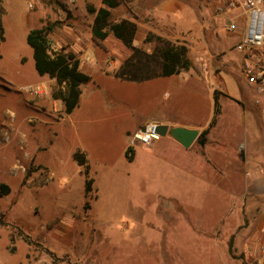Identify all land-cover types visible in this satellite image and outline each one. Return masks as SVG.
Listing matches in <instances>:
<instances>
[{
	"label": "rangeland",
	"instance_id": "1",
	"mask_svg": "<svg viewBox=\"0 0 264 264\" xmlns=\"http://www.w3.org/2000/svg\"><path fill=\"white\" fill-rule=\"evenodd\" d=\"M120 1L113 22L130 17L162 27L161 19L170 18L186 19L191 29L204 26L202 35L191 31L190 43L197 49L194 71L208 84L209 93L221 91V76L231 97L244 98L251 114L223 103L224 118L218 124L220 131L223 127L234 133V143L246 147L231 148L234 143L219 137L215 129L206 144L195 142L193 149L210 164L207 183L202 184L183 179L174 163L189 164L190 158L175 149L152 153L137 144L134 161H126L127 118L118 123L115 116L128 111L145 117L151 103L171 90V83L125 90L114 77L117 66L108 67L109 75L93 70L96 57L87 50L95 15L90 9L97 11L102 0H0V186H8L3 196L0 193V264H252L242 248L232 251L238 260L233 261L229 252L238 232L243 244L249 241V229L260 223L264 212V196L253 193L255 173L264 177V106L254 103L253 94H242V59L235 51L239 38L228 34L215 20L213 7L202 6L200 0H179L186 8L176 12L159 9L165 0ZM51 25L52 52L84 51L80 69L93 79L82 87V101L95 109L94 129H89L90 114L78 128L70 117L62 125L56 121L65 113L63 102L53 98L59 87L55 79L38 75L26 41L32 29ZM178 30L161 35L189 48ZM203 41L206 46L199 49ZM216 42L222 47L217 49ZM101 47L108 49L104 41ZM173 98L176 108L195 110L187 118L208 121L211 107L201 100L195 84ZM136 103L139 109L134 110ZM232 118H238L234 127ZM247 125L255 127V136ZM78 150L95 167L97 199L95 193L85 195V176L72 158ZM197 169L199 165L192 167L199 173ZM215 170L223 174L222 180ZM221 195L223 211L217 214L222 205L215 200Z\"/></svg>",
	"mask_w": 264,
	"mask_h": 264
},
{
	"label": "crops",
	"instance_id": "2",
	"mask_svg": "<svg viewBox=\"0 0 264 264\" xmlns=\"http://www.w3.org/2000/svg\"><path fill=\"white\" fill-rule=\"evenodd\" d=\"M101 7L102 6H100V8ZM185 8H186L185 3L179 0H165L164 3H162L159 7V9L164 12H167V11L176 12V11L183 10ZM95 16L96 14L94 15V20H95ZM94 20L92 21V24H91V38H92V26H93ZM121 20H127L131 23H134L137 27L135 34L133 36L132 45L131 46L125 45L123 41H121L120 39H117L113 34H110L107 37V39L104 41V43L108 46V49L102 48L97 43H95L93 39H91L87 46L88 47L87 50H89V48L92 49V52L94 53L96 57L97 68L93 70L98 72L97 74L101 73L102 75H109L110 72H109L108 67L117 66L114 71V77L115 79L119 81L122 88L123 89L125 88V90L128 87H131L134 85L154 86L157 83L164 82V81L170 82L172 86L170 91H166L164 93L162 99L151 103V105L146 110L145 117L136 116L135 112L132 114V113H129L128 111H123V112L121 111L120 115L115 116L118 120V123L120 122L121 119L127 118L125 121L127 122V124H126V129L124 131L125 132L124 134L128 142L124 145V148H123V152L125 153L124 159L126 161L128 160V158L126 157V151L129 148H131L134 154V158H133V161H134L135 155H136V149L135 147L129 146V139L136 131L141 129L145 124L149 122H156L160 126L166 125V126H169L170 128L183 127V128L198 130L200 131V136H201V133L209 128V125L214 116V107H215L214 106V92L216 90L214 92L209 93L208 84H206L204 80H202L200 76L194 71L195 62L193 61V53L196 52L197 49L193 47L190 43L191 31H194L196 36L198 34L202 35L204 31L203 30L204 26L200 25L198 28L191 29L188 26L186 27V24H187L186 19L179 20L178 22H175L171 20L170 18H166L165 20L161 19L160 23L163 24L162 27H158L156 25L153 26L149 22L138 20L136 18L124 17ZM210 22H212V20ZM182 26L184 27V32L182 31L183 30ZM175 27L179 29L177 31L179 36L181 37V35L183 34L182 36L185 39H187V41H189V44H188L189 48H188L187 54H188V58L192 62V67L189 71H182L181 73L172 75V76H164L163 71H162L163 59L161 56V51L163 50L164 45H163V42L158 40V38H162L163 40H166L165 37H163V35L161 34L176 33ZM203 42H204V45H201L200 43L199 49H203V47L206 46V42L205 41ZM215 46L217 49H219V47H222L220 42H216ZM83 52L84 51L83 50L81 51V49L80 51L77 50V51L71 52V53H74L77 56V58L80 60V68L82 65V58L84 55ZM107 62H108V66H106ZM225 63L226 62H224L223 65H225ZM84 68H88V67L84 65ZM89 70H92V69H89ZM92 79L93 77H91V82H92ZM222 80H223L222 77L219 76L218 87L221 88V91L219 90L217 91L221 92V95L219 97V103L221 106L222 113H221L220 118L221 119L224 118V111H223V105H222L223 103L226 104V106L228 107H237L239 110H241V112L244 113L245 110L247 109L244 105V98L238 100V99L231 97L229 95V92L226 86L222 83L223 82ZM190 83L195 84L198 87L200 98L204 102V104H206L207 108L209 109L211 107L209 119H207L208 121L206 123L205 122L201 123L200 121L197 122L196 120L192 118L186 117L189 114H191L190 116L194 115L195 110L192 111L193 110L192 109L191 110L192 113L191 112L187 113V112H184L185 108H181L179 106L176 108L175 106L176 104L173 98L174 93H178L180 91H187V85ZM244 83H245L244 85L245 90L242 91V94H245V96L246 94H253L254 93L253 88L249 87L246 84L245 80H244ZM82 87H81L82 94L80 97L79 105L77 107V108H79V106L80 108L82 107V109H80L79 117L76 118V120H74L75 119L74 115L76 113L75 111L77 109L76 108L72 114L67 115L66 113H64V115L61 118L56 120L59 125H62L63 122L69 121L71 119L73 122V126L75 128H78V125H80L81 123L84 124L86 122V117L84 116H88V114H90L92 116V119H91L92 122H90L89 124V129H92V128L94 129V127L97 126L96 123L98 119H96V117L93 118V113H95V109L94 108L92 109V107L88 106L89 102H86L84 104V102L82 101V97L86 95V92H83ZM134 108H135L134 110L139 109V104L137 105L136 103ZM200 108H201V104H200ZM196 112H197V108H196ZM250 114H251V111H250ZM232 119L234 121L233 122V127H234V125L238 124V118H232ZM219 120L214 127L210 128L209 133L211 130L215 129L216 134H218L219 137H221L222 139L226 141L230 140L232 142L230 143L233 144L235 142L232 139V136L234 133H231V132L229 133L227 129L223 127L220 131V128H219L220 126L218 124ZM98 125H101V124H98ZM241 125H245L243 121ZM247 126H248L247 129H249L248 133L253 134L254 132V136H255V133H256L255 127L253 126V128L251 129L249 125ZM193 145L190 148H184L182 145H180L178 142L173 140L171 137L165 136V137H161L158 141H155L149 147V149H151L152 153H154V150L158 149L159 151V149H164V148H167V149L170 148L172 150L175 149L177 150V152L185 153V156L190 158L189 164H187V161H184V164H178V165L174 163V166L178 168L179 170H181L182 174L184 175L183 179L187 180V177H188L189 180L190 178H193L196 181H200V183L198 184H202L203 181L207 183V179H208L207 166H209L210 164L207 163V161L205 162L203 161L204 154L198 155L197 152L193 149ZM240 145H242L243 147H246V143H241V144L234 143V145L231 148L234 149L235 147L237 148ZM255 148L257 147L255 146ZM78 151H81V150H78ZM84 154L86 155V153ZM73 155L74 154H72V158H73ZM157 156L159 155H156L155 157ZM161 158L165 161H168L167 157L165 156H161ZM88 162H89L90 169H91L90 175H91V178L93 179L91 193H95L96 195L95 199H97L98 196L95 191L96 186L94 188V185H95L94 176H96V173L94 172L95 167L92 166L89 160ZM36 165L38 164L36 163ZM197 165H199L201 168V169H197V172L199 173H195V170H192V167L193 166L196 167ZM205 170H206V173L203 175V171ZM215 171L217 173V179L222 180L223 174L219 172V170L218 171L215 170ZM263 171H264V168H263ZM93 172L95 173V175H93ZM82 173H83V169H82ZM5 181L8 182V180L6 179ZM263 184H264V177H261V175L259 176L257 173H255V177L253 180L254 195H257L259 197L264 196V187H262ZM222 194L224 195V193ZM85 195H86V189H85ZM171 200L172 202L174 201V202L179 203L174 198H171ZM215 202L222 205L220 212L217 213V214H221L223 211V206H224L223 196L221 195V198H219V201L215 200ZM92 207L93 206H91V209ZM212 209L214 210V208ZM257 210L261 212V209L257 208ZM262 213H263L262 215L263 217L260 223L258 224L253 223L254 225V226L252 225L253 228L249 229V233L247 234L249 236V241L243 244L242 241L240 240L241 233L239 232L237 233L236 246H234L233 241H230V243L232 242V246L234 248L233 250L237 249L238 247L242 248L241 254L244 257H246L247 261L252 262V264H264V212L262 211ZM243 256H241L240 258H242ZM232 260L233 261L238 260V258L232 257Z\"/></svg>",
	"mask_w": 264,
	"mask_h": 264
},
{
	"label": "trees",
	"instance_id": "3",
	"mask_svg": "<svg viewBox=\"0 0 264 264\" xmlns=\"http://www.w3.org/2000/svg\"><path fill=\"white\" fill-rule=\"evenodd\" d=\"M102 7L95 11V20L92 26L93 40L103 46V41L110 34H113L117 39L124 42L125 45L131 46L133 36L137 29L134 23L127 20L113 22V12L121 5L120 0H103ZM55 25L46 26L43 28L32 29L26 41L33 50V58L35 69L41 77H49L55 79L59 92L53 93L55 100H61L64 105L65 113L70 115L78 107L82 94L81 87L91 82V77L80 69V60L74 53L52 52L49 36L54 30ZM163 42L164 48L161 51L162 56V71L164 76H172L189 71L192 67V62L188 58V48L185 45H176L168 40L158 38ZM221 92H214V116L209 125V128L201 133L200 138L207 142V134L210 128L214 127L222 113L219 103ZM126 157L129 161H133L134 154L131 148L126 151ZM73 159L82 167L85 176L86 197L92 192L93 179L90 175V165L86 155L82 151H77L73 155ZM8 186L1 184L0 193L4 195L7 192ZM232 242L229 245V252L233 258Z\"/></svg>",
	"mask_w": 264,
	"mask_h": 264
},
{
	"label": "built area",
	"instance_id": "4",
	"mask_svg": "<svg viewBox=\"0 0 264 264\" xmlns=\"http://www.w3.org/2000/svg\"><path fill=\"white\" fill-rule=\"evenodd\" d=\"M72 3L75 0H67ZM202 6H212L214 18L223 29L239 38L235 51L242 59V74L246 84L253 88L254 103L264 106V0H200ZM29 7L33 8L32 1ZM264 108V107H263ZM159 124L149 122L129 139V146L150 147L162 136Z\"/></svg>",
	"mask_w": 264,
	"mask_h": 264
},
{
	"label": "water",
	"instance_id": "5",
	"mask_svg": "<svg viewBox=\"0 0 264 264\" xmlns=\"http://www.w3.org/2000/svg\"><path fill=\"white\" fill-rule=\"evenodd\" d=\"M159 134L162 137L169 136L184 148H190L195 142L200 145H204V141L200 138V131L183 128V127H173L162 125L159 126ZM244 158V155H242Z\"/></svg>",
	"mask_w": 264,
	"mask_h": 264
}]
</instances>
